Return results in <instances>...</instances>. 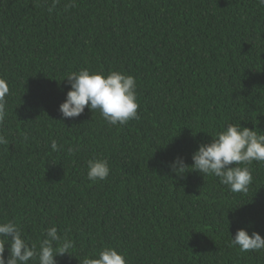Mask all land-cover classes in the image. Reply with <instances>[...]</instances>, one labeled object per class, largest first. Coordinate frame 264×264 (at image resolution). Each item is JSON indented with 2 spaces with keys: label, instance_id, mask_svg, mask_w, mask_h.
I'll list each match as a JSON object with an SVG mask.
<instances>
[{
  "label": "trees",
  "instance_id": "16d2710c",
  "mask_svg": "<svg viewBox=\"0 0 264 264\" xmlns=\"http://www.w3.org/2000/svg\"><path fill=\"white\" fill-rule=\"evenodd\" d=\"M72 2L0 0V78L9 85L0 220H14L37 247L42 227L55 225L74 242L57 264H80L105 245L128 264H264V250L231 244L240 228L264 237V163L249 165L247 193L168 167L177 156L192 165L199 144L228 123L264 130V7ZM82 68L133 75L139 118L109 126L88 107L63 118L64 78ZM93 156L108 160L106 180H88Z\"/></svg>",
  "mask_w": 264,
  "mask_h": 264
},
{
  "label": "clouds",
  "instance_id": "9594fccd",
  "mask_svg": "<svg viewBox=\"0 0 264 264\" xmlns=\"http://www.w3.org/2000/svg\"><path fill=\"white\" fill-rule=\"evenodd\" d=\"M58 2L53 0V7ZM74 4L75 0L69 6ZM257 4L264 7V0H257ZM64 80L68 81L71 89L59 108L63 118L79 117L86 107L99 112L109 126L124 125L139 118L137 80L133 75L116 70L105 74L82 68L66 74ZM8 94L9 85L0 78V122L6 115L5 97ZM210 136L211 141L200 143L192 154V165L177 156L168 163L171 172L177 178H183L192 171L204 177L214 176L231 192L247 193L252 183L249 165L254 161L264 163V130L258 132L257 128L243 127L241 123H228ZM0 143H7L2 135ZM51 148L59 150L55 140H52ZM233 164L234 167L231 166ZM110 172L109 162L103 156H93L87 161V178L90 181L106 180ZM41 231L45 238L37 247L28 241L22 227L14 220H0V264H29L33 260L38 264H57V256L69 254V249L74 247V242L67 235H61L55 225L42 227ZM231 244L241 252L260 251L264 250V237L259 232L249 234L245 228H240L234 238L231 235ZM6 246L7 258L4 255ZM80 264H128V260L124 253L105 245L98 252L86 255Z\"/></svg>",
  "mask_w": 264,
  "mask_h": 264
}]
</instances>
